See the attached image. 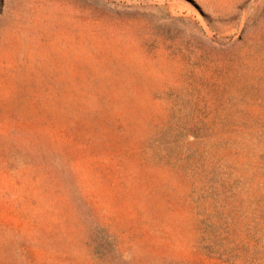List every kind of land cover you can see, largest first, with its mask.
<instances>
[{"label": "rangeland", "instance_id": "rangeland-1", "mask_svg": "<svg viewBox=\"0 0 264 264\" xmlns=\"http://www.w3.org/2000/svg\"><path fill=\"white\" fill-rule=\"evenodd\" d=\"M0 264H264V0H0Z\"/></svg>", "mask_w": 264, "mask_h": 264}]
</instances>
